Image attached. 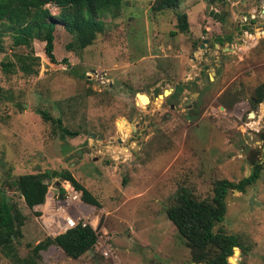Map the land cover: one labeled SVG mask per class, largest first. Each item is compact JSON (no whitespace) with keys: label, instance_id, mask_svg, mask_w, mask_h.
Segmentation results:
<instances>
[{"label":"rangeland","instance_id":"rangeland-1","mask_svg":"<svg viewBox=\"0 0 264 264\" xmlns=\"http://www.w3.org/2000/svg\"><path fill=\"white\" fill-rule=\"evenodd\" d=\"M154 1L122 0L116 15H98L102 33L72 56L67 67L51 66L40 58L34 75H23L14 67L10 73L0 69V181L7 175L10 179L66 170L94 197L96 208L108 213L102 225L115 235L117 263L94 251L72 260L48 245L33 264H190L165 208L179 189L199 200L210 199L213 182L239 181L249 174L251 161L261 166L258 179L243 193L228 191L223 221L215 229L237 235L247 250L241 255L233 249L235 256L232 253L228 264H264V146L258 138L264 128V100L255 108L248 104L253 89L264 83L263 15L258 16L261 32L244 36L234 28L253 0L209 6L203 0L202 11L201 0H179L189 9L182 10L189 14V29H198V39L193 40L186 34L173 35L175 10L153 11ZM46 7L57 13L52 5ZM211 8L216 14L227 12L225 20H216ZM216 37L223 38L222 43H214ZM188 44L187 55L201 52L206 62L199 58L190 63L185 57L188 65L182 74L189 81L181 83L175 80V52ZM215 45L219 49L212 56ZM0 47V64L13 62L15 54H26L30 48L34 56L41 55V44L13 46L8 34L0 38ZM156 86L154 94L175 88L179 104L164 119L165 105L149 104L154 109L151 128L140 130L137 137L138 127L148 121L141 116L147 95ZM192 102L189 117L184 106ZM35 110L59 119L62 128L78 135L61 139L59 127L42 121ZM52 180L62 181L45 182L49 186ZM0 190V196L25 217L22 236L13 246L19 257L29 258L45 233L34 208L26 209L13 188L0 183ZM0 264L13 263L0 254Z\"/></svg>","mask_w":264,"mask_h":264},{"label":"trees","instance_id":"trees-1","mask_svg":"<svg viewBox=\"0 0 264 264\" xmlns=\"http://www.w3.org/2000/svg\"><path fill=\"white\" fill-rule=\"evenodd\" d=\"M204 1L208 6L214 3L223 4V0ZM121 2L122 0H0V38L8 34L13 46L29 48L32 43L41 44L40 56H34L30 48L26 54H15L13 62L1 63L0 69L3 73H10L14 67L23 75H34L40 58L51 66H69L70 58L90 46L97 34L102 33L103 22L97 16L109 11H112V16L116 15L121 8ZM179 2L155 0L151 9L156 12L175 10V31L172 34L189 35L187 17L185 13L179 11ZM46 4L56 8L57 13L51 14ZM227 14L226 12L213 16L223 22ZM234 29L238 31V26ZM222 39L216 37L214 43L220 44ZM80 78H83V75H80ZM263 100L264 83H261L253 89L248 104L255 108ZM34 112L42 121H49L58 126L61 139L74 138L78 135L76 131L62 128L60 120H53L45 111ZM258 138L264 146V128L258 133ZM250 163L249 174L239 181L234 183L221 179L213 182L210 199L199 200L185 189H179L172 203L165 208L166 219L182 238L188 250L189 263L228 264L227 259L232 253L235 256L234 248L238 249L241 255L247 254L237 235L226 234L220 227L216 229L215 227L223 221L228 191L243 193L246 187L258 179L261 166L255 161ZM7 177L8 175L2 176L1 185L13 188L28 210L43 203L48 187L45 182L47 179L68 181L80 192L83 202L98 207L94 197L66 170L22 174L10 179ZM34 214L36 216L37 212ZM24 221L25 217L16 205L8 203L0 196V254L13 264H33L37 253L48 245L59 248L65 257L72 260L93 251L95 242L93 232L89 228L77 226L53 238L44 235L45 238L32 248L29 258L19 257L13 244L22 236L21 227ZM228 260L232 262V258Z\"/></svg>","mask_w":264,"mask_h":264},{"label":"built area","instance_id":"built-area-1","mask_svg":"<svg viewBox=\"0 0 264 264\" xmlns=\"http://www.w3.org/2000/svg\"><path fill=\"white\" fill-rule=\"evenodd\" d=\"M250 6V10L239 19L240 24H237L239 32L244 36H247L248 32L251 34L252 31L259 33L263 31L264 34V30H259L258 22L260 14L264 18V0H253ZM210 10L215 11V13L212 12L213 14L217 13L213 8ZM263 22L260 25H263ZM249 40L245 41L249 42ZM34 210L37 212L36 221L45 236L53 238L77 226L89 228L95 236L94 253L112 263H117L113 248L115 235L113 232L106 231L102 225L108 213L83 202L80 192L75 190L68 181L52 180L47 187L43 203L36 206Z\"/></svg>","mask_w":264,"mask_h":264},{"label":"flooded vegetation","instance_id":"flooded-vegetation-1","mask_svg":"<svg viewBox=\"0 0 264 264\" xmlns=\"http://www.w3.org/2000/svg\"><path fill=\"white\" fill-rule=\"evenodd\" d=\"M158 88V86H156L151 92L148 93L147 95V102L146 104L144 105L143 107V110H142V114L141 116L144 117V118H148V121L146 123L141 124L142 125V129L140 128V126L138 127V129L136 130L138 133H136V136L139 137L141 136L142 134L140 133V130H148L151 128V124H152V121H150V116H152V112H153V108L149 105H154L156 106L157 108H160V106L162 104H164L166 107V114H163L162 115V118L164 119L165 117L169 116V114H174L175 113V109L177 107V105L179 104V102L176 100V91H175V88L174 89H167V90H162L160 94H154L153 92H155V89ZM178 93V92H177ZM176 94V95H175ZM155 96V97H154ZM151 99H156L157 100V103L155 102H152ZM175 101H177L176 105H175ZM193 103V102H192ZM192 103H190V105H187V106H184L186 108V110L188 111L187 112V115L190 117L192 116V113H193V110L194 107L192 106ZM182 104H185V103H182ZM195 104V103H194ZM134 106H137L135 103H133ZM148 105V110H146V107ZM133 106V107H134ZM146 106V107H145ZM138 109V107H137ZM140 116V117H141ZM161 119V120H163ZM88 136V135H87ZM95 136V135H94ZM89 137V136H88ZM95 138H99V137H96ZM96 140V139H95ZM97 141V140H96Z\"/></svg>","mask_w":264,"mask_h":264},{"label":"crops","instance_id":"crops-1","mask_svg":"<svg viewBox=\"0 0 264 264\" xmlns=\"http://www.w3.org/2000/svg\"><path fill=\"white\" fill-rule=\"evenodd\" d=\"M180 1H182V0H180ZM202 2H203V0H201ZM205 7V4H204V2H203V4L201 5V11H202V9ZM179 11H181V12H183V11H188L189 9H187V7H182V5L181 4H179ZM183 10V11H182ZM200 11V12H201ZM184 13V12H183ZM185 15H186V17H187V21H188V28H190V21H189V14L188 13H185ZM178 35V37L179 36H181V34H176L175 36H177ZM199 35H198V29H196V30H194L193 32H192V30H190L189 29V35H187V38H190V39H193L194 40V38H197ZM198 39V38H197ZM200 42H198L197 41V45H198V47H201V45L199 44ZM215 47V49H213L212 50V52L210 53L212 56H214V55H216L217 54V51H218V49L219 48H217L216 47V45L214 46ZM175 49H177V48H175ZM190 49V44H188V46H186V47H182L181 48V50L180 51H177V52H175V64H177V68L175 69L176 70V72L178 73L177 74V76H178V79H176L175 78V80L177 81V82H181V83H183V82H187V81H189L188 79H186V80H184V78H185V74H182V69H183V67H186L187 65H188V63L185 61V57H187V60H189L190 61V63L191 62H195L197 59H201V61L202 62H206L205 61V57H200L199 55H201V52H199V54H194V57H189L187 54H188V50ZM224 50H227L226 48L224 49V48H221V52H225ZM227 52H228V50H227ZM226 53V52H225ZM178 58V59H177ZM218 58V60H220L221 59V57H216V59ZM193 66V64H190V67H192ZM182 67V68H181ZM211 74H212V72H211ZM214 75H215V73H213ZM212 74V75H213ZM197 75V72L195 71V73H193V77H195ZM184 77V78H183ZM209 77V76H208ZM209 79V78H208ZM184 91V90H183Z\"/></svg>","mask_w":264,"mask_h":264},{"label":"water","instance_id":"water-1","mask_svg":"<svg viewBox=\"0 0 264 264\" xmlns=\"http://www.w3.org/2000/svg\"><path fill=\"white\" fill-rule=\"evenodd\" d=\"M228 50V49H227ZM213 74V73H212ZM204 81H205V83H207V79H204ZM193 93L194 94H197V89L195 88L194 90H193ZM192 97H193V95H191ZM176 103H177V101H175V105H176ZM192 106L194 107L195 106V104H194V102L192 103ZM253 116V114H251V117ZM90 138H92V139H96L97 141H99V138H95V136L93 135V134H91V133H88L87 134ZM0 170H1V168H0ZM55 186H57V184H55ZM235 249V248H234ZM88 254H90L91 255V252L90 251H88ZM229 259V258H228ZM227 259V260H228ZM190 264H193V263H190ZM199 264H203V263H199Z\"/></svg>","mask_w":264,"mask_h":264},{"label":"bare ground","instance_id":"bare-ground-1","mask_svg":"<svg viewBox=\"0 0 264 264\" xmlns=\"http://www.w3.org/2000/svg\"><path fill=\"white\" fill-rule=\"evenodd\" d=\"M144 97V96H143ZM145 98V97H144ZM235 250V249H234Z\"/></svg>","mask_w":264,"mask_h":264}]
</instances>
